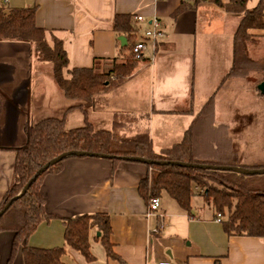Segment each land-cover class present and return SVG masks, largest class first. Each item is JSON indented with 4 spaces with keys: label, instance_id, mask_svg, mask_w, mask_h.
Here are the masks:
<instances>
[{
    "label": "crops",
    "instance_id": "1",
    "mask_svg": "<svg viewBox=\"0 0 264 264\" xmlns=\"http://www.w3.org/2000/svg\"><path fill=\"white\" fill-rule=\"evenodd\" d=\"M182 1L8 0L6 6L36 8V25L47 31L49 44L53 46V37L63 41L66 78L74 69H91L96 61L100 70L110 67L126 48L113 30L114 16L132 15L139 29L137 39L147 44V61L125 83L98 94L88 120L99 130H111L116 117L134 118L133 133L147 130L158 153L179 144L193 129L199 158L261 169L264 165L250 163L258 148L234 138L244 132L249 113L238 110L235 103L255 90L258 96L264 95L258 85L245 87L242 82L218 90L233 67L234 35L241 16L228 14L213 2L181 11ZM258 3L251 0L249 7ZM153 18L162 25L155 42L145 37ZM252 33L264 40V31ZM47 64L36 59L28 43L0 41V149H5L0 150V202L13 182L14 149L25 146L28 124L56 117L64 118L68 129L84 125L79 110L67 111L72 103L50 78ZM211 99L213 107L206 115L210 119L205 120L203 110ZM148 173V166L141 163L66 159L61 172L47 175L42 182L45 211L52 218L36 229L27 245L63 247L62 219L106 213L113 251L120 260L108 258L100 233L93 229L89 234L93 260L68 248L66 262L149 264L171 259L174 264H264V238L228 235L201 196L200 201L195 196L191 211H186L162 194L158 213L149 215V204L139 192ZM14 237V232H0V264L7 263ZM13 264H24L22 248Z\"/></svg>",
    "mask_w": 264,
    "mask_h": 264
},
{
    "label": "trees",
    "instance_id": "2",
    "mask_svg": "<svg viewBox=\"0 0 264 264\" xmlns=\"http://www.w3.org/2000/svg\"><path fill=\"white\" fill-rule=\"evenodd\" d=\"M188 1H182L181 11L194 8L202 2H213L230 15L241 16L234 35L233 67L218 90L239 82L245 87H254L256 79L253 80L251 74L264 73V61L249 56V45L260 38L253 31H264V0H259L253 8L249 7L251 0H229L227 3L221 0H192V4H188ZM35 14L36 8L9 9L0 0V41L30 44L36 59L50 64V78L62 95L72 102L67 111L79 110L84 115V125L68 129L64 118L49 117L26 126V144L14 149L16 159L13 182L0 202V211L24 188L40 167L69 151L104 154L114 164L125 161L123 158L126 157H140L154 162L178 161L247 168L235 162L199 158L193 129L186 132L179 144L159 153L154 150L147 130L133 133L134 118L129 116L116 117L111 130L97 129L88 120L95 97L125 83L133 76L139 64L147 61L145 58L136 59L132 52L135 43L139 42V29L134 17L129 14L114 16V32L118 36H126L129 45L111 61L110 67L100 70L97 66L99 61H96L91 69H74L66 78L64 70L68 67V57L63 41L53 37L51 46L47 40V31L36 25ZM212 100L204 107V118L212 110ZM64 161L52 165L41 174L26 194L13 202L0 217V232L15 233L6 264L14 263L20 248L24 264H69L65 261L68 248L78 251L87 260H93L89 242V234L93 229L100 233V241L108 258L120 260L113 251L110 217L106 213H85L62 219L65 227L63 247L44 249L27 245L28 238L36 229L52 218L45 211L41 186L47 175L62 171ZM147 166L149 173L141 180L139 192L148 204L152 199L166 194L182 209L191 211L192 199L201 196L214 209L216 216L221 215V223L228 235L264 238V188L261 187L262 183L256 186L259 185L258 181L253 184L257 175L182 168L170 164L153 163Z\"/></svg>",
    "mask_w": 264,
    "mask_h": 264
},
{
    "label": "rangeland",
    "instance_id": "3",
    "mask_svg": "<svg viewBox=\"0 0 264 264\" xmlns=\"http://www.w3.org/2000/svg\"><path fill=\"white\" fill-rule=\"evenodd\" d=\"M260 37V36H259ZM249 56L258 61H264V40L259 38L255 41V43L249 45ZM49 64H47V69L49 68ZM253 80L256 79L254 86L264 81V73L260 74V72L251 74ZM256 92V90H255ZM251 94L249 97H240L235 103L238 110L244 109L246 112H249L244 118L245 129H243V133L240 136H234L235 139H240V141H245L251 146L257 147V152L254 155L252 161L250 163L263 166L264 165V96H258L256 93ZM258 96V97H257ZM259 100H258V99ZM70 101V100H69ZM70 103H72L70 101ZM248 119V120H247ZM242 128V127H241ZM229 138V137H228ZM233 139V138H232ZM222 143L225 141L220 140ZM227 142V141H226ZM264 168V167H263ZM256 180V182H255ZM256 184L257 181L259 185L256 184L257 187L260 186L264 188V174L257 175L256 178L253 179ZM196 200L200 201L202 198L197 196Z\"/></svg>",
    "mask_w": 264,
    "mask_h": 264
},
{
    "label": "water",
    "instance_id": "4",
    "mask_svg": "<svg viewBox=\"0 0 264 264\" xmlns=\"http://www.w3.org/2000/svg\"><path fill=\"white\" fill-rule=\"evenodd\" d=\"M118 40L120 41L121 47H127L128 41L125 36H119ZM257 90L260 94H264V81L259 83L257 86ZM71 157H91V158H102V159H108L109 157L104 154H97V153H91V152H82V151H69L64 152L61 155L55 157L54 159L47 162L44 166L40 167L38 171L35 173V175L28 181V183L24 186V188L10 201H8L3 209L0 211V217L9 209V207L15 202L16 200L20 199L23 195L26 194V192L29 190L31 185L37 180V178L43 174L48 168H50L52 165L57 164L63 160L69 159ZM125 161L129 162H135V163H141L145 165H151V164H159V165H174L182 168H194V169H202V170H215V171H231L242 175L247 176H254V175H263L264 174V168L261 169H247L243 167H235V166H217V165H211V164H200V163H185V162H167V161H151L140 157H126L123 158Z\"/></svg>",
    "mask_w": 264,
    "mask_h": 264
},
{
    "label": "built area",
    "instance_id": "5",
    "mask_svg": "<svg viewBox=\"0 0 264 264\" xmlns=\"http://www.w3.org/2000/svg\"><path fill=\"white\" fill-rule=\"evenodd\" d=\"M3 2L5 4H7L8 0H3ZM135 19L138 21H145V19H143L141 17H135ZM161 27H162V25H161L160 20L158 18H153L151 20V23H150V28L145 31V37L147 39L151 40L152 42H155L156 39L161 35ZM146 49H147L146 42L140 41L133 46L132 52H133L136 59L141 60V59L145 58L144 57V51ZM159 208H160L159 198L152 199L150 204H149V207H148L149 215H153V214L158 213ZM217 221L221 222V215L220 214L217 216ZM158 231H159L158 229L154 230V232H158ZM149 264H174V263L172 262L171 259H165V260H162L159 262H152Z\"/></svg>",
    "mask_w": 264,
    "mask_h": 264
}]
</instances>
